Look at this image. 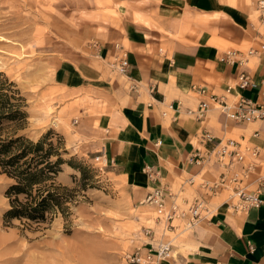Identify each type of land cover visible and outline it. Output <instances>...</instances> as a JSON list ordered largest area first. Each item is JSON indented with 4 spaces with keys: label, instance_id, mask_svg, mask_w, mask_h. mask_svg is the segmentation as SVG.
Returning a JSON list of instances; mask_svg holds the SVG:
<instances>
[{
    "label": "crops",
    "instance_id": "0c3cea01",
    "mask_svg": "<svg viewBox=\"0 0 264 264\" xmlns=\"http://www.w3.org/2000/svg\"><path fill=\"white\" fill-rule=\"evenodd\" d=\"M110 3L97 31L78 14L73 36L51 54L61 62L56 75H70L71 83L85 85L101 99L91 112L80 109L82 123L75 131L87 140L81 149L100 156L105 172L122 189L134 234L129 249L146 253L151 246L169 244V256L150 264H264V202L237 213L229 209L225 192L209 196L203 187L223 171L211 152L219 140L258 147L257 173L264 174V119L236 123L209 101L211 95L230 104L243 97L260 101L264 24L253 15L256 0L251 8L245 0ZM121 53L127 55V74L110 68ZM227 53H234V63L222 61ZM236 61H243L240 68ZM242 69L256 86L239 88ZM202 101L210 106L198 119L191 112ZM64 131L71 150L80 137ZM205 133L213 136L211 142ZM146 166L157 174L154 180L143 171ZM157 188L170 194L167 206L176 202L186 209L198 197L206 200L208 213L203 211L192 227L187 217L164 221L154 206L140 203Z\"/></svg>",
    "mask_w": 264,
    "mask_h": 264
},
{
    "label": "rangeland",
    "instance_id": "374dc122",
    "mask_svg": "<svg viewBox=\"0 0 264 264\" xmlns=\"http://www.w3.org/2000/svg\"><path fill=\"white\" fill-rule=\"evenodd\" d=\"M253 1L245 3L251 8ZM110 4V0H0V71L26 99L29 125L24 132L37 139L51 130L63 138V158L72 160L75 169L65 163L56 181L76 195L67 217L55 213L41 224L24 220L6 224L5 191L11 181L0 174V264H126L124 255L133 252L131 210L122 189L102 161L81 149L87 140L75 131L82 123L80 109L91 112L101 99L85 85L71 83L70 75H56L61 62L51 54L59 53V46L73 36L78 14L89 18L97 31ZM253 15L257 18L256 10ZM64 127L80 137L71 150L65 147Z\"/></svg>",
    "mask_w": 264,
    "mask_h": 264
},
{
    "label": "built area",
    "instance_id": "2783aa9c",
    "mask_svg": "<svg viewBox=\"0 0 264 264\" xmlns=\"http://www.w3.org/2000/svg\"><path fill=\"white\" fill-rule=\"evenodd\" d=\"M255 10L257 19H259L260 23L264 24V0H256ZM261 47L263 48L264 45L262 44ZM115 48L120 50L118 45H115ZM247 52L252 54L254 51L249 49ZM233 56L234 53H227L222 61L226 60L229 63H234ZM242 63L243 61H236L237 67L240 68ZM127 67L128 59L124 53L115 57L110 64V68L119 74H127ZM237 85L241 89L251 85L256 86L243 69L237 74ZM130 88L133 89V87ZM230 90L231 87L229 86L227 92ZM200 93L205 95V89H201ZM259 96V102H254L243 97L235 104H230L223 97L215 95H211L209 101L216 104L217 109H219L225 118H229L236 123L255 122L264 119V91ZM209 106V102L202 101L191 114H195L196 118L200 119L205 115ZM170 108H173V106L170 105ZM204 139L206 142H211L213 136L205 133ZM211 152L214 160L222 167L223 171L213 184L202 182L206 193L209 196H213L225 192V199L229 209L231 208V210L237 213H244L251 208H259L264 202V198H262L264 174L259 175L257 173L260 149L255 146H244L241 148L235 140L228 139L226 142L219 140ZM98 160L102 161L100 156L95 158V161L98 162ZM143 169L145 174L152 180L157 176L156 173H153L151 167L146 166ZM189 182H192V179H189ZM167 195L170 194H166L165 190L157 188L149 192L140 203L154 206L157 217L162 218L164 221L187 217V227L194 226L203 217V211L205 214L208 213L205 209L207 205L206 200L202 198H194V201L186 209H180V206L176 202L167 206ZM143 234L149 236L150 231L145 229ZM170 251L169 244H158L156 247H149L146 253H141L138 249L133 250L131 253H126L124 260L126 264H150V262L156 260H165L169 256Z\"/></svg>",
    "mask_w": 264,
    "mask_h": 264
},
{
    "label": "trees",
    "instance_id": "16d2710c",
    "mask_svg": "<svg viewBox=\"0 0 264 264\" xmlns=\"http://www.w3.org/2000/svg\"><path fill=\"white\" fill-rule=\"evenodd\" d=\"M27 109L16 83L0 71V174L11 181L5 191L6 224L12 220L41 224L55 213L67 217L76 197L73 189L56 181L65 163L75 169L72 160L63 158V138L51 130L30 138L24 132L29 125Z\"/></svg>",
    "mask_w": 264,
    "mask_h": 264
}]
</instances>
